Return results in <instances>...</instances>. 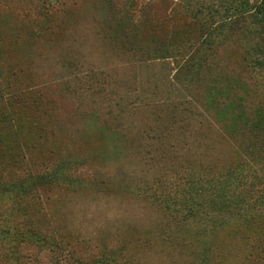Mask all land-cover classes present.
Instances as JSON below:
<instances>
[{
	"label": "rangeland",
	"instance_id": "1",
	"mask_svg": "<svg viewBox=\"0 0 264 264\" xmlns=\"http://www.w3.org/2000/svg\"><path fill=\"white\" fill-rule=\"evenodd\" d=\"M52 1L0 0V264H52L1 233L16 202L83 260L264 264V22L207 17V43L191 14L216 0ZM215 87L245 116L209 106ZM30 177L45 188L19 201Z\"/></svg>",
	"mask_w": 264,
	"mask_h": 264
},
{
	"label": "trees",
	"instance_id": "2",
	"mask_svg": "<svg viewBox=\"0 0 264 264\" xmlns=\"http://www.w3.org/2000/svg\"><path fill=\"white\" fill-rule=\"evenodd\" d=\"M249 1L250 0H216L217 3L215 2L211 6H207L206 3H203L201 5H198L196 11L192 10L191 17L199 24V30L202 33L207 34L206 42L211 43L213 40V33L209 32L208 30L212 27H210L207 21H204L207 20V17L218 19L217 27L229 29L236 22V18L240 12H248L253 9L255 11L254 17L256 19L260 18V22H264V0H253V3H250ZM50 4H53L52 0H45V2L43 4L41 3L38 8L44 11L45 6ZM219 28H214V31L216 32ZM194 57H196V53H192V55H190V57H188V59L184 61L183 65L199 72L203 68V60L198 61L199 64L197 66H194ZM251 57L252 59L250 60V63L252 64L251 66L255 69V73L264 76V48L256 46L255 54ZM214 83H216L215 80ZM236 85L237 84L235 83L234 86ZM226 91L227 90L223 88L215 87L208 95V105L211 107L221 106L217 108L221 117L225 114L236 113L237 116L230 117L231 122L235 123L236 120H240L239 118L245 116L246 107L242 104V100L240 99H238L237 102L233 99H228ZM257 114L258 118H261V114L259 111L257 112ZM248 120L249 118H247V121ZM0 122H3L4 126L11 127V118L9 115H7L4 109H0ZM258 125H260V122L257 124V126ZM17 156L19 155H16L15 157ZM5 157L8 158L10 157V155L2 154L0 152V161L6 160ZM11 157H13V155H11ZM12 163H15L14 165H18V161H16V159H14V162ZM41 180L35 179L33 177L23 180L30 183L32 187H23L19 185L20 189H18L17 191V195L20 194L19 201H22L21 199H23V197H26L23 193L39 194V191H41L42 188H45V183H42ZM9 209L11 210V212H13L15 209L19 214H15L13 216L15 220L9 222L8 227L5 228V230H2L1 233H4L5 236L12 235L14 237L15 244L14 250L18 251L19 248L24 249V253L27 256L24 257H26L27 259L30 258V255H28L29 252H32L33 254V252L37 249H42L47 251L50 255L52 264L101 263L98 259L83 260L77 254H75L73 250L66 252L65 249L55 244L51 245L50 243L45 241L43 237H41V233L35 231V222L31 219L30 214L25 211L24 203L18 204V202H16L12 206H10Z\"/></svg>",
	"mask_w": 264,
	"mask_h": 264
}]
</instances>
